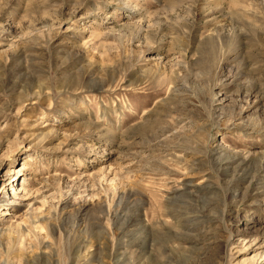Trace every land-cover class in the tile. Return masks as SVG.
I'll list each match as a JSON object with an SVG mask.
<instances>
[{
	"label": "rangeland",
	"instance_id": "obj_1",
	"mask_svg": "<svg viewBox=\"0 0 264 264\" xmlns=\"http://www.w3.org/2000/svg\"><path fill=\"white\" fill-rule=\"evenodd\" d=\"M0 264H264V0H0Z\"/></svg>",
	"mask_w": 264,
	"mask_h": 264
}]
</instances>
